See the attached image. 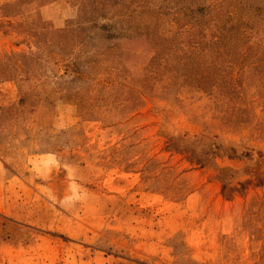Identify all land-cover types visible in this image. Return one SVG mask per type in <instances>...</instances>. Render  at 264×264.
I'll use <instances>...</instances> for the list:
<instances>
[{"label":"rangeland","instance_id":"obj_1","mask_svg":"<svg viewBox=\"0 0 264 264\" xmlns=\"http://www.w3.org/2000/svg\"><path fill=\"white\" fill-rule=\"evenodd\" d=\"M0 264H264V0H0Z\"/></svg>","mask_w":264,"mask_h":264}]
</instances>
